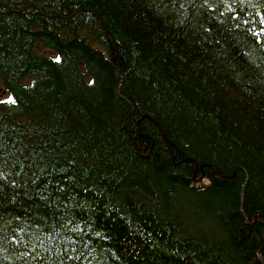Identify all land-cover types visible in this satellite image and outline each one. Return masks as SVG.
I'll return each mask as SVG.
<instances>
[{
  "label": "trees",
  "instance_id": "obj_1",
  "mask_svg": "<svg viewBox=\"0 0 264 264\" xmlns=\"http://www.w3.org/2000/svg\"><path fill=\"white\" fill-rule=\"evenodd\" d=\"M0 264H264V0H0Z\"/></svg>",
  "mask_w": 264,
  "mask_h": 264
},
{
  "label": "snow or ice",
  "instance_id": "obj_2",
  "mask_svg": "<svg viewBox=\"0 0 264 264\" xmlns=\"http://www.w3.org/2000/svg\"><path fill=\"white\" fill-rule=\"evenodd\" d=\"M8 103H12V102H14V101H12L11 99H9V101H7Z\"/></svg>",
  "mask_w": 264,
  "mask_h": 264
},
{
  "label": "water",
  "instance_id": "obj_3",
  "mask_svg": "<svg viewBox=\"0 0 264 264\" xmlns=\"http://www.w3.org/2000/svg\"><path fill=\"white\" fill-rule=\"evenodd\" d=\"M217 173H219L218 171H217ZM220 174V173H219Z\"/></svg>",
  "mask_w": 264,
  "mask_h": 264
},
{
  "label": "bare ground",
  "instance_id": "obj_4",
  "mask_svg": "<svg viewBox=\"0 0 264 264\" xmlns=\"http://www.w3.org/2000/svg\"><path fill=\"white\" fill-rule=\"evenodd\" d=\"M16 167V166H15ZM63 185V184H62Z\"/></svg>",
  "mask_w": 264,
  "mask_h": 264
}]
</instances>
